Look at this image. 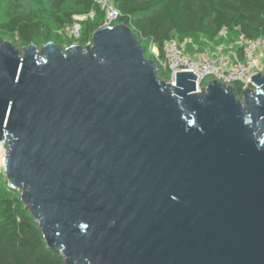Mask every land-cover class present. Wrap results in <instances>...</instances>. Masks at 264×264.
I'll return each mask as SVG.
<instances>
[{
    "label": "water",
    "instance_id": "water-1",
    "mask_svg": "<svg viewBox=\"0 0 264 264\" xmlns=\"http://www.w3.org/2000/svg\"><path fill=\"white\" fill-rule=\"evenodd\" d=\"M157 70L124 23L0 36L8 187L64 264H264V71L237 97Z\"/></svg>",
    "mask_w": 264,
    "mask_h": 264
},
{
    "label": "trees",
    "instance_id": "trees-1",
    "mask_svg": "<svg viewBox=\"0 0 264 264\" xmlns=\"http://www.w3.org/2000/svg\"><path fill=\"white\" fill-rule=\"evenodd\" d=\"M113 1L119 13L117 21L134 32L140 45V40H146L160 48L164 41L175 36L219 41L221 30L228 32L230 38L238 33L249 38L264 36V0ZM4 3L5 18L0 21V31L25 45L38 40L60 45L51 38L50 31L42 35V29H46L44 17L58 28L78 22L79 36H72L69 44L76 42L82 47L104 21L93 0H4ZM90 11L94 12L92 18L75 19ZM157 76L167 80L169 72L158 66ZM233 86L236 96L241 97L240 84ZM2 180L7 184L4 176ZM8 190L10 193L0 198V264H64L59 252L47 248L40 228L19 201V192L9 187Z\"/></svg>",
    "mask_w": 264,
    "mask_h": 264
},
{
    "label": "built area",
    "instance_id": "built-area-1",
    "mask_svg": "<svg viewBox=\"0 0 264 264\" xmlns=\"http://www.w3.org/2000/svg\"><path fill=\"white\" fill-rule=\"evenodd\" d=\"M98 9L103 13L102 25H114L119 23L118 9L113 0H93ZM92 18L94 12L83 15L84 18ZM80 20L81 16H76ZM80 24L74 23L72 36L78 37ZM225 30H221L218 38H227ZM233 38V37H232ZM89 43V42H88ZM193 48L195 46L193 45ZM160 51V55L159 52ZM153 60L157 66L169 72L166 81L174 84L173 72L188 71L196 76V91H200L210 80H216L226 85L240 84L241 91L249 86L250 77L264 71L262 59L264 58V36L256 38L246 37L238 33L226 44L220 43L216 49L206 53H192L175 39L166 40L160 48H152Z\"/></svg>",
    "mask_w": 264,
    "mask_h": 264
},
{
    "label": "rangeland",
    "instance_id": "rangeland-1",
    "mask_svg": "<svg viewBox=\"0 0 264 264\" xmlns=\"http://www.w3.org/2000/svg\"><path fill=\"white\" fill-rule=\"evenodd\" d=\"M5 3L4 0H0V21L3 20L5 18ZM76 17V16H75ZM44 23L46 29H42V35L45 34L46 31H50V35L51 38L53 40L59 41L60 45L63 47L69 45V43L71 42V38H72V28L71 26H65L64 28H58L56 27L47 17H44ZM81 19H84L83 15H81ZM0 36L5 39L10 41L18 50H21L22 46H24L25 44H23L22 42H19V40L16 37H13L11 35H8L2 31H0ZM236 35L231 34V38L235 37ZM180 44H182L185 49L187 51H190L192 53H206L209 51H212L214 49H216V46L220 43H224L226 44L228 40H231L229 33H227V38L225 39L224 37H221L220 40H216V41H207L206 39H203L199 36L195 37V38H179V37H174ZM232 38V39H233ZM141 41V45L143 47H145L146 49V57L148 58H153V54H152V48H157V46L155 45H150L146 40H140ZM44 42H42L41 40H38L35 42V44L40 47L41 45H43ZM193 45L195 46V48H193ZM159 55L161 54L160 51ZM262 63L264 65V58L262 59ZM4 145V149L6 150V143L3 142ZM5 177L4 173H3V167L2 164L0 163V198H2L5 194L10 193V190H8V185L6 184V182L4 180H2V177ZM6 179V177H5ZM7 181V179H6ZM12 191V190H11ZM15 193H18V191L15 190Z\"/></svg>",
    "mask_w": 264,
    "mask_h": 264
},
{
    "label": "bare ground",
    "instance_id": "bare-ground-1",
    "mask_svg": "<svg viewBox=\"0 0 264 264\" xmlns=\"http://www.w3.org/2000/svg\"><path fill=\"white\" fill-rule=\"evenodd\" d=\"M4 156H5L4 145H3V142H0V163L2 164V167L4 163Z\"/></svg>",
    "mask_w": 264,
    "mask_h": 264
}]
</instances>
